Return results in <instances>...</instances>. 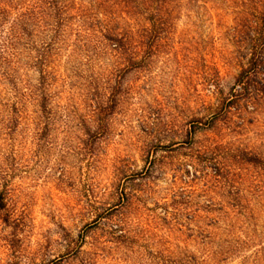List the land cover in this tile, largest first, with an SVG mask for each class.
Listing matches in <instances>:
<instances>
[{
    "label": "rangeland",
    "instance_id": "1",
    "mask_svg": "<svg viewBox=\"0 0 264 264\" xmlns=\"http://www.w3.org/2000/svg\"><path fill=\"white\" fill-rule=\"evenodd\" d=\"M72 1L47 115L52 32L0 58V264H264V0Z\"/></svg>",
    "mask_w": 264,
    "mask_h": 264
},
{
    "label": "trees",
    "instance_id": "2",
    "mask_svg": "<svg viewBox=\"0 0 264 264\" xmlns=\"http://www.w3.org/2000/svg\"><path fill=\"white\" fill-rule=\"evenodd\" d=\"M118 1L120 3H118ZM159 0H103L104 4L97 6V8L109 9L110 4L114 6H123L126 11L123 13L128 17V21L126 18H121L126 21L133 30H136V27L140 25L138 18L136 16H140L145 11V6H149V3H156ZM264 8L263 6H261ZM75 3L72 0H0V28L3 26L4 22L9 24L6 31H0V58L4 60L5 64H11L9 59H16V63H18V57L22 54V52H26L30 50V41L33 37V29L41 33L42 27H46L47 31L52 32L53 36L50 39V42L47 43V48L42 47L39 50V56L34 62V67L38 70L40 74V101H39V109L41 115H47L48 112V96L45 93L46 79L48 77V73L44 70L45 62H46V51H51L53 47L59 44L61 33L63 31V27L71 21L75 19L76 16L81 17L77 14L71 15V11H76ZM90 8L85 9V11L89 12ZM92 10V9H91ZM80 12V8L79 11ZM76 12V13H77ZM107 13H100L104 16H108ZM110 14V13H109ZM260 14H264V12H260ZM97 15V14H94ZM114 15V14H113ZM153 18V16H152ZM48 19H53L54 24H49L47 22ZM110 19H114L111 22L115 21L116 17ZM153 20V19H152ZM107 24L104 31L106 32L103 37L107 42L109 47H112L113 51H120L127 48L129 42L132 40L130 36L131 33L128 31H122L115 23ZM133 25V26H131ZM2 35V36H1ZM48 49V50H47ZM5 55V57H3ZM264 60L262 56H258L257 52H253L251 59L248 63V69H244L240 74L237 82L239 84L245 85L250 80V74L253 70L263 63ZM28 64V63H27ZM26 64V65H27ZM7 70V69H6ZM3 70L1 73L2 77H6L8 80L11 78V75ZM12 70V69H11ZM14 73L16 70H12ZM10 84H13V80H8ZM18 104L16 103L11 106V111L14 115H18L20 109L18 108ZM46 126V124H45ZM46 129V127H44ZM217 174V173H216Z\"/></svg>",
    "mask_w": 264,
    "mask_h": 264
}]
</instances>
